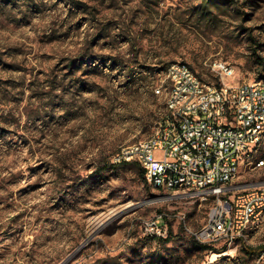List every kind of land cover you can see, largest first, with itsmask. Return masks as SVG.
<instances>
[{
	"label": "rangeland",
	"instance_id": "rangeland-1",
	"mask_svg": "<svg viewBox=\"0 0 264 264\" xmlns=\"http://www.w3.org/2000/svg\"><path fill=\"white\" fill-rule=\"evenodd\" d=\"M258 56L264 0H0V264H253L260 239L216 252L186 233L179 216L201 227L210 201L169 198L133 163L99 168L155 134L171 63L252 82ZM161 212L167 242L139 224Z\"/></svg>",
	"mask_w": 264,
	"mask_h": 264
},
{
	"label": "built area",
	"instance_id": "built-area-1",
	"mask_svg": "<svg viewBox=\"0 0 264 264\" xmlns=\"http://www.w3.org/2000/svg\"><path fill=\"white\" fill-rule=\"evenodd\" d=\"M170 66L176 96L168 104L169 117L153 136L122 146L113 162L137 163L149 186L169 198L210 201L201 227H190L179 216L186 233L216 252L260 239L263 248L253 264H264V180L237 182L241 174L264 169V84L227 83L231 65L225 62L210 64L213 81L203 80L186 62ZM179 100H188V108L179 107ZM169 217L161 212L139 224L146 236L166 238Z\"/></svg>",
	"mask_w": 264,
	"mask_h": 264
},
{
	"label": "bare ground",
	"instance_id": "bare-ground-1",
	"mask_svg": "<svg viewBox=\"0 0 264 264\" xmlns=\"http://www.w3.org/2000/svg\"><path fill=\"white\" fill-rule=\"evenodd\" d=\"M170 73H171V66L169 65L165 70V77L162 81V84L160 85L161 91H163L162 95L165 94V100H166V113L164 117H169L168 104L171 103L173 100H175V96H176L175 79H171ZM235 77H236V72L234 68L231 66V72L227 74V83H237L238 81L234 80ZM255 82H257L258 84H264V80H258ZM155 92L157 94V88L155 89ZM179 107L188 108V100H179ZM143 140H140L138 142H142Z\"/></svg>",
	"mask_w": 264,
	"mask_h": 264
},
{
	"label": "trees",
	"instance_id": "trees-1",
	"mask_svg": "<svg viewBox=\"0 0 264 264\" xmlns=\"http://www.w3.org/2000/svg\"><path fill=\"white\" fill-rule=\"evenodd\" d=\"M255 54L257 53V51L255 50V52H254ZM258 58L260 59V61L261 62H259V64L260 65H264V62H262L263 61V58H261L260 56H258ZM261 77H264V76H261ZM133 164H136L137 166H139L137 163H135V162H132ZM121 164H127V163H114L113 161L110 163V162H107V163H105L104 165H103V167H101V168H99V170L100 171H105L106 169H108V168H111V167H119ZM140 167V166H139ZM141 168V167H140ZM141 176L145 179V171L141 168ZM145 181H146V179H145ZM147 182V181H146ZM171 230H170V235L168 236V237H166V238H162V237H160V238H155V237H151L152 239H157V240H161V241H163V242H167V241H169L170 239H171ZM149 237V236H148ZM194 242L196 243V245L198 246V247H200V248H202V249H210V250H212V251H214L213 250V248L211 247V246H207V245H203V244H199V243H197L195 240H194ZM263 247L262 246H260L259 247V250L260 249H262Z\"/></svg>",
	"mask_w": 264,
	"mask_h": 264
},
{
	"label": "water",
	"instance_id": "water-1",
	"mask_svg": "<svg viewBox=\"0 0 264 264\" xmlns=\"http://www.w3.org/2000/svg\"><path fill=\"white\" fill-rule=\"evenodd\" d=\"M67 260H68V259H67ZM67 260H66V261H67ZM66 261H65V262H63V263H61V264H64V263H66Z\"/></svg>",
	"mask_w": 264,
	"mask_h": 264
}]
</instances>
